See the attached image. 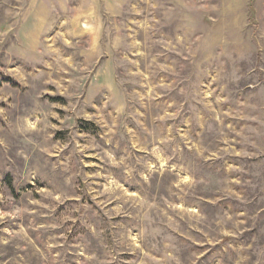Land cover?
Returning <instances> with one entry per match:
<instances>
[{
	"label": "rangeland",
	"instance_id": "obj_1",
	"mask_svg": "<svg viewBox=\"0 0 264 264\" xmlns=\"http://www.w3.org/2000/svg\"><path fill=\"white\" fill-rule=\"evenodd\" d=\"M0 264H264V0H0Z\"/></svg>",
	"mask_w": 264,
	"mask_h": 264
}]
</instances>
